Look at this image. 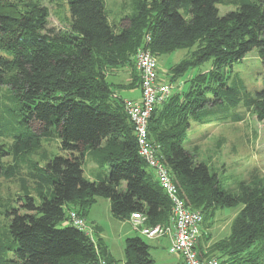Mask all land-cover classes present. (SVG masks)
I'll use <instances>...</instances> for the list:
<instances>
[{
  "label": "trees",
  "instance_id": "trees-1",
  "mask_svg": "<svg viewBox=\"0 0 264 264\" xmlns=\"http://www.w3.org/2000/svg\"><path fill=\"white\" fill-rule=\"evenodd\" d=\"M16 1L0 0V49L10 56L0 58V94L8 86L20 114L11 128L13 144L8 152L0 149V164L6 156H12L14 164L0 174L7 180L19 177L18 160L39 148L42 138L52 132L63 155L54 157L36 176L39 204L19 177L26 213L19 208L6 211L15 241L14 264L116 263L101 239L94 243L68 223L71 210L86 219L97 198L109 199L111 214L120 221L141 214L146 227L170 225L172 202L140 157L125 99L114 96L108 76L133 61L136 76L132 75L131 87L140 88L135 61L140 49H150L159 61L162 55L196 44L192 60L184 59L169 71V82L181 80L189 69L207 62L213 70L187 80L191 92L183 98L174 97L175 92L157 106L149 136L159 146L187 207L202 213V238L207 235L206 216L212 219L219 210L242 206L229 236L208 249L199 242L201 258H216L221 264L242 260L259 264L264 259V181L242 183L238 193H230L208 165L184 148V141L191 120L198 119L205 106L203 86L208 80L253 50L264 66V0L224 16L217 8L223 0H139V15L119 32L109 24L102 0H68L72 17L68 33L48 28L46 8L32 0ZM8 73H12L9 79ZM221 82L216 101L227 96L228 103L237 107L235 91ZM257 98L256 111L264 120V90ZM101 148V165L108 166L100 167L91 180L85 175L83 159L87 150ZM150 248L139 236L127 238L125 263L155 264Z\"/></svg>",
  "mask_w": 264,
  "mask_h": 264
},
{
  "label": "rangeland",
  "instance_id": "rangeland-1",
  "mask_svg": "<svg viewBox=\"0 0 264 264\" xmlns=\"http://www.w3.org/2000/svg\"><path fill=\"white\" fill-rule=\"evenodd\" d=\"M11 1L18 4L16 0ZM32 1L48 10V28L59 33L70 31L72 17L68 0ZM102 1L105 4L108 22L116 32L121 31V28L126 27L132 18L139 15V0ZM256 1L223 0L217 5V8L219 15L224 16L229 12L239 11L244 4H253ZM197 48L198 44L188 50L182 49L162 55L159 59L160 75L169 81V71L184 59L192 60ZM6 53L5 50L0 49V58L9 59L10 56ZM133 66L134 63L131 61L126 65L127 68L122 67L116 73L111 72V75L108 76L112 92L117 93L122 99L139 96L138 87H131L132 75L136 76V73L132 71ZM212 70L211 62L204 63L193 70L189 69L181 80L172 83L177 93L174 97L181 96L183 98L191 92L189 85L186 84L187 80L198 74H207ZM167 73L169 74L167 75ZM11 75L12 73H8L7 79ZM218 81H222L221 83L235 91L236 97L239 98L237 107L228 103L227 96L220 97L216 101L215 92H219ZM203 88L205 106L199 110L198 119L191 120V127L185 135L184 148L192 153L198 162L208 165L211 173L217 175L224 190L230 193H238L242 183L264 181V120L259 119V114L256 111L257 94L264 90V66L258 51H251L240 63L223 69L212 77V80H208ZM118 96L115 97L118 98ZM18 110L14 94L8 86H3L0 94V131H3L0 136V149H4L5 152L9 151L14 142L11 128L20 119ZM17 126L18 124L14 127ZM23 129L26 128L23 127ZM104 148L98 151L87 150L85 153L83 168L86 177L91 180H95L92 174L96 173L100 167L104 170L108 166L101 165L104 162V153L101 150ZM58 155H63L60 140L52 132L42 138L39 148L31 154L21 157L17 162L19 177L25 180L30 196L38 204L40 200L36 193V176L44 172L47 164ZM13 164L12 156L3 157L0 170ZM19 177L7 180L0 174V264L16 262L15 241L9 232L10 219L7 217L6 211L9 208H19L21 213H26L22 207L25 194ZM241 210L242 206H237L219 210L216 217L212 219H207L206 216L204 232L207 235H204L200 240L201 246L208 249L215 242L229 236L232 222ZM86 219L94 237H103L102 243L110 248L116 261L114 264H126L125 242L131 236H139L151 246L150 253L156 261L155 264H177V256L169 254L167 250L168 242L164 241L166 239H161L163 243L158 245L157 239L150 240L140 231H136L131 224L115 219L111 214L109 199L97 198ZM207 238L211 239L207 241ZM242 258H246V256ZM241 264L249 263L242 260ZM259 264H264V259Z\"/></svg>",
  "mask_w": 264,
  "mask_h": 264
},
{
  "label": "built area",
  "instance_id": "built-area-1",
  "mask_svg": "<svg viewBox=\"0 0 264 264\" xmlns=\"http://www.w3.org/2000/svg\"><path fill=\"white\" fill-rule=\"evenodd\" d=\"M146 42L149 44L150 37L146 38ZM135 61L140 76L141 97L138 100H124V108L134 126L140 157L154 171L156 179L172 202V217L168 226L146 227V218L141 214H133L132 225L150 240L167 238L169 254L181 257L184 264H221L216 258H201L197 247L202 238L203 215L187 207L170 168L159 154V146L153 143L149 136L152 114L157 106L173 95L174 86L160 76L159 61L150 49H140L135 55ZM68 218V223L85 232L95 243L87 219L74 210L68 212ZM100 264L106 263L101 261Z\"/></svg>",
  "mask_w": 264,
  "mask_h": 264
},
{
  "label": "crops",
  "instance_id": "crops-1",
  "mask_svg": "<svg viewBox=\"0 0 264 264\" xmlns=\"http://www.w3.org/2000/svg\"><path fill=\"white\" fill-rule=\"evenodd\" d=\"M167 75H168V73H167ZM161 76V75H160ZM162 77V76H161ZM163 78V77H162ZM164 79V78H163ZM139 89V96L138 97H134V98H126V99H130V100H138V99H140V97H141V91H140V88H138ZM175 93V92H174ZM114 96H118V94L117 93H114ZM125 99V100H126ZM151 172L154 174V171L153 170H151ZM155 175V174H154ZM124 222H127V223H129V224H131L132 225V219H130V220H128V221H124ZM132 227H133V225H132ZM95 230V229H94ZM95 232H96V230H95ZM97 233V232H96ZM95 236V235H94ZM100 237V238H99ZM132 237V236H131ZM130 237V238H131ZM102 239L103 237H101V236H98V237H95V240H97V239ZM161 239H166V240H164V241H166V242H168L167 243V245L169 246V240L167 239V238H161ZM161 239H157L158 240V245H160L161 243H163V242H161ZM157 245V246H158ZM108 250L110 251V254H111V256L113 257V255H112V252H111V250H110V248L108 247ZM167 250H168V247H167ZM113 259H114V257H113ZM115 260V259H114ZM155 260V259H154ZM177 264H184V261H183V259L181 258V257H178L177 256ZM155 263H156V261H155Z\"/></svg>",
  "mask_w": 264,
  "mask_h": 264
}]
</instances>
